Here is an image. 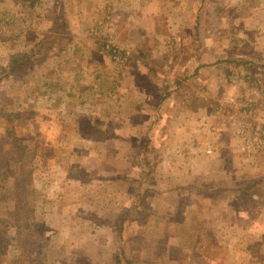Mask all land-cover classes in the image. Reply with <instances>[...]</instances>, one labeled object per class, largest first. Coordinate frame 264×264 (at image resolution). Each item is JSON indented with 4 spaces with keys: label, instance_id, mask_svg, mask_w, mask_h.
Listing matches in <instances>:
<instances>
[{
    "label": "rangeland",
    "instance_id": "rangeland-1",
    "mask_svg": "<svg viewBox=\"0 0 264 264\" xmlns=\"http://www.w3.org/2000/svg\"><path fill=\"white\" fill-rule=\"evenodd\" d=\"M108 40L130 49L125 63ZM19 52L28 67L3 74ZM90 64L107 82L96 98ZM232 73L264 84V0H0V169L14 166L10 128L33 148L34 210L0 264H264V185L251 182L264 154L243 155L226 130L219 102L247 87ZM127 91L155 112L168 100L160 129L132 95L131 119L111 106ZM200 114L216 134L195 128ZM0 198L7 216L13 195Z\"/></svg>",
    "mask_w": 264,
    "mask_h": 264
},
{
    "label": "trees",
    "instance_id": "trees-1",
    "mask_svg": "<svg viewBox=\"0 0 264 264\" xmlns=\"http://www.w3.org/2000/svg\"><path fill=\"white\" fill-rule=\"evenodd\" d=\"M29 1V4L33 6L37 0H23ZM30 57L24 52H19L12 54L11 58L3 70L5 75H14L15 77L30 64ZM46 76V75H45ZM44 77V76H43ZM42 85H45L43 93L49 92V88L53 82L49 80H42ZM40 89V88H39ZM51 90V89H50ZM45 91V92H44ZM9 137V143L15 153L14 166H10V161L6 163V168L0 169V193L8 190L11 195H13V210L8 213V215H0V257L4 256L8 252L9 240V229L12 226L14 233L21 234L23 231L29 230V227L34 226L31 223V213H33V206L28 201L27 196L31 190L32 184V146L28 144L25 140L19 138L14 134L10 128L6 130ZM7 179H12L10 187L8 185ZM251 182L255 186L264 185V181L260 178L253 179ZM249 182V188H252V184ZM33 192V190H32ZM259 194H252L251 196L253 202L259 201L261 192ZM6 198V194H3ZM260 195V196H259ZM255 196V197H254ZM1 201V198H0ZM6 213V214H7ZM250 247V245H249ZM127 264H131L128 261Z\"/></svg>",
    "mask_w": 264,
    "mask_h": 264
},
{
    "label": "built area",
    "instance_id": "built-area-1",
    "mask_svg": "<svg viewBox=\"0 0 264 264\" xmlns=\"http://www.w3.org/2000/svg\"><path fill=\"white\" fill-rule=\"evenodd\" d=\"M170 48H177L173 40H167ZM103 48L109 52L111 57L122 64L125 63L131 54L130 49L120 47L111 40L104 43ZM225 81L233 86H245L243 93L233 94L227 92L224 94L220 103L221 112L227 114L226 126L237 141L240 152L252 157L258 154H264V111L257 112V108H252L254 105L264 102V84L259 77L250 75L239 76L237 73L229 74ZM239 97L240 104L238 107ZM242 107V108H241ZM199 123L206 126L211 131L217 130V122H213L211 117L204 116L199 118ZM213 146H208L205 151L211 153Z\"/></svg>",
    "mask_w": 264,
    "mask_h": 264
},
{
    "label": "crops",
    "instance_id": "crops-1",
    "mask_svg": "<svg viewBox=\"0 0 264 264\" xmlns=\"http://www.w3.org/2000/svg\"><path fill=\"white\" fill-rule=\"evenodd\" d=\"M108 8H110L109 6H108ZM94 64H90L88 67H90L91 68V71H94L95 73H97V74H95V78H93V79H91L90 80V82L88 83L89 84V91H91L92 93H93V97L94 98H96V97H100L103 93H104V90L102 89L103 88V85L105 86V84L107 83L106 81H105V84H96L95 83V80L97 79L96 77L98 76V72H96L95 70H94V66H93ZM79 77V76H78ZM80 79H82V78H80ZM129 87H132V85L130 86L129 85ZM107 90L105 91V93L106 92H109L110 93V91H111V88L110 87H107L106 88ZM109 90V91H108ZM124 93V92H123ZM131 95H132V97H134V99H136V105H137V108H135L134 107V111L135 112H133V114L134 115H141V117L143 118V117H145V115H146V113H148V116H151L150 118H152V119H154V122H152V126L150 127L151 129H160L161 128V126H160V124L161 123H159L158 124V120L160 121V120H162V117L163 116H167V113H166V110L163 108V106H166V98H164L163 100H162V103H160V105H159V107L158 108H156V112L155 111H151L149 108H150V106H151V100L147 97V96H145V95H142V94H139V91H137L136 92V94H132V93H130V92H126L125 94H122L121 96H120V98H118V97H116L115 99L114 98H109L108 99V101H109V103H111V106H112V104H114V103H121V105H122V109H121V111L123 112V114H124V116H125V118H127V119H131V116L133 117V114H132V112H128V109L127 110H125L126 109V106H124L125 104H127L128 102H129V100L130 99H132L131 98ZM117 99H120V100H117ZM169 100H170V98H168ZM97 101V99H95L94 100V102H96ZM168 101V100H167ZM147 103H148V106H149V108H148V110L146 109L147 108ZM157 103V102H156ZM163 104H165V105H163ZM156 106V105H155ZM166 109H167V106H166ZM120 111V112H121ZM118 112V110L116 111V113ZM116 113H114V112H112V114H116ZM138 113V114H137ZM206 116V115H205ZM195 117H196V115H195ZM194 116H193V118H194V126H196L195 128L197 129V126H198V122L199 121H197V118H195ZM200 117H204V115H202V114H200ZM199 117V118H200ZM200 124V123H199ZM130 125V124H129ZM131 126V125H130ZM202 127H201V130L203 129V131H204V129L205 128H207V127H205V126H203V125H201ZM141 127H142V125H141ZM228 128L226 127V130H227ZM207 130H209L208 128H207ZM228 131V133L230 134L231 132L229 131V130H227ZM217 133L218 132V130H216V131H211V133ZM215 133V134H216ZM233 136V135H232ZM234 138V137H233ZM235 139V138H234ZM236 140V139H235ZM236 145V144H235ZM208 146H213V145H210V144H208L207 143V145H206V148L208 147ZM238 150V149H237ZM255 197V196H254Z\"/></svg>",
    "mask_w": 264,
    "mask_h": 264
}]
</instances>
